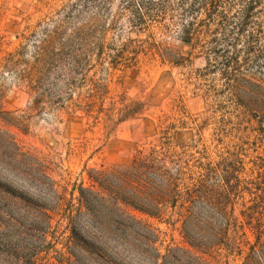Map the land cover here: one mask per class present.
Here are the masks:
<instances>
[{"label": "trees", "instance_id": "1", "mask_svg": "<svg viewBox=\"0 0 264 264\" xmlns=\"http://www.w3.org/2000/svg\"><path fill=\"white\" fill-rule=\"evenodd\" d=\"M109 2L64 5L55 18L22 33V43L2 58V68L29 98V114L80 111L90 126L104 129L138 117L142 102L114 98L104 80L135 66L140 53L173 66L202 59L191 74L200 80L213 114L194 117L174 104L175 114L160 120L157 142L137 149L128 165L87 169L90 183L74 186L72 194L77 195L62 213L71 264L81 259L131 264V258L148 257V251L155 264L181 262L178 252L186 257L184 264H207L177 247L159 256L152 246L154 231L128 208L174 217L192 246L222 249L240 264H264V147L259 151L264 145V0L120 1L131 28L171 31L188 51L155 41L151 34L146 40L107 42L92 27L94 16L82 21L91 8L107 10ZM11 119L14 125L20 122ZM210 124L217 144L238 142L209 150L200 141ZM187 129L195 131L197 143L174 145L170 132ZM12 145L13 167L20 169L28 190L7 187L11 211H22L32 221L27 230L45 237L54 181L43 159L30 150L22 152L14 141ZM27 261L34 264L35 255Z\"/></svg>", "mask_w": 264, "mask_h": 264}, {"label": "rangeland", "instance_id": "2", "mask_svg": "<svg viewBox=\"0 0 264 264\" xmlns=\"http://www.w3.org/2000/svg\"><path fill=\"white\" fill-rule=\"evenodd\" d=\"M120 1L110 0L106 4L107 10L91 8L81 21L94 16L92 27L101 32L107 42L119 44L128 40H146L151 34L155 41L188 51L171 31L156 27L145 31L131 28L126 16L121 14ZM73 2L77 0H0V264H29L28 255H35L34 264H71L73 258L67 248L69 231L62 213L71 198L77 195L76 192L72 194L74 186L90 183L87 169L128 165L137 149L157 142L160 120L175 114L174 104H180L194 117L204 118L213 114L208 104L210 99L200 88V80L191 74L192 70L202 66V59L192 58L186 66H173L149 53H140L135 66L104 80L114 98L124 96L142 102L143 111L138 117L104 129L101 125L90 126L80 111L29 114V98L13 75L2 68V58L22 43V33L36 28L39 22L55 18L64 5ZM100 5L103 6L102 3ZM13 117L20 122L12 124ZM212 132L213 124H210L201 133L200 142L209 145V150L238 142L226 139L217 144V141L211 140ZM170 133L174 145L197 143L193 129L172 130ZM13 141L22 152L30 150L43 159L47 173L54 181L55 197H50L54 208L45 237L39 238L38 234L27 230L32 225L31 219L26 218L22 211H11L5 193L9 185L19 189L24 186L28 190L20 169L16 171L13 167ZM263 147H259L260 152ZM244 148L247 149V145ZM246 153L249 155L252 150L247 149ZM128 210L154 231L156 237L152 246L159 256L177 247L207 264L241 263L238 257L222 249H204L188 244L180 223L174 222V217L168 220L167 216L157 218L130 208ZM153 257L154 254L148 251V257L135 256L130 263L155 264ZM177 257L181 261L177 264L186 262V257L180 252ZM90 260L88 263L81 259L79 264H94ZM161 261L160 257L158 263ZM169 262L166 264L172 261Z\"/></svg>", "mask_w": 264, "mask_h": 264}]
</instances>
